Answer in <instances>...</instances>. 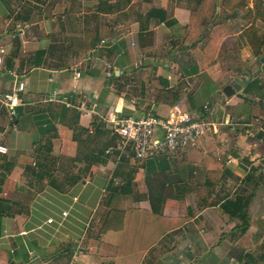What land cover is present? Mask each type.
I'll return each instance as SVG.
<instances>
[{"label": "crops", "instance_id": "crops-1", "mask_svg": "<svg viewBox=\"0 0 264 264\" xmlns=\"http://www.w3.org/2000/svg\"><path fill=\"white\" fill-rule=\"evenodd\" d=\"M199 1L0 0V94L24 83L15 117L0 103V264L263 261L264 121L250 117L251 106L264 111L263 60L241 35L248 25L235 31L242 11L216 0L206 32L227 33L201 68L184 43ZM232 42L260 88L223 99L226 84L246 77L230 72ZM202 83L222 105L194 146H160L141 161L119 148L123 116L177 107L206 121L186 107Z\"/></svg>", "mask_w": 264, "mask_h": 264}, {"label": "trees", "instance_id": "trees-1", "mask_svg": "<svg viewBox=\"0 0 264 264\" xmlns=\"http://www.w3.org/2000/svg\"><path fill=\"white\" fill-rule=\"evenodd\" d=\"M222 5L229 10H241L240 19L245 21L247 27L241 32V35L246 39L248 45L251 48L253 56L258 60L264 55V33H260L256 28V20L261 19L264 21V0H254L252 7L248 6V0H223ZM216 0H200L197 7L191 11L190 20L188 23L189 31L184 38V43L188 44L192 53L197 57L198 64L201 68H204L206 65H210L213 62L214 54L217 45L224 36L226 31H215V28L206 32V27L204 19L207 16H211L215 13ZM227 33V32H226ZM92 46V44H91ZM90 45H85L82 49L85 50L89 48ZM224 57H227V61L231 63L230 72L232 74H241V71L245 68L242 66L240 61V46L237 42H232L225 49ZM225 64V63H224ZM250 81L247 84H251ZM246 92L248 87L245 88ZM250 117L255 126H259L264 121V111H258L256 108L251 106ZM255 113V114H253ZM254 116L258 119L255 120ZM198 140V139H197ZM197 140L194 143L188 144L186 148L192 147L196 144ZM129 150V148H125ZM99 153L103 154L104 150H101ZM253 173V172H252ZM249 173V180L254 178L253 174ZM147 183L150 184L152 181V175L149 173L146 175ZM149 197L154 200L156 197H160V190H152L150 187L148 189ZM158 195V196H157ZM250 201V195L240 201L239 209L242 215V223L239 225L241 232H244L249 226V218L247 215V207ZM8 264H11L9 258H6ZM259 261V258H256ZM243 264H257L251 260H247Z\"/></svg>", "mask_w": 264, "mask_h": 264}, {"label": "built area", "instance_id": "built-area-1", "mask_svg": "<svg viewBox=\"0 0 264 264\" xmlns=\"http://www.w3.org/2000/svg\"><path fill=\"white\" fill-rule=\"evenodd\" d=\"M3 53L4 48L0 47V65ZM76 76H79V72H76ZM23 89L24 83L19 82L15 89L0 94V103L11 117L16 116L15 108L19 104L18 96ZM115 124L119 137V148H129L134 158L140 161L145 160L154 148L160 146L170 152L184 149L188 144L194 143L201 135H204L212 125L180 111L177 107L167 117H158L152 114L127 115L118 118ZM159 132L162 134L160 141ZM6 150L5 146L0 145V152L5 153Z\"/></svg>", "mask_w": 264, "mask_h": 264}, {"label": "rangeland", "instance_id": "rangeland-1", "mask_svg": "<svg viewBox=\"0 0 264 264\" xmlns=\"http://www.w3.org/2000/svg\"><path fill=\"white\" fill-rule=\"evenodd\" d=\"M253 4H254V0H248V6H253ZM263 7H264V5H263ZM242 25H246V23L241 22V27H236L235 31H237L239 28H242L243 27ZM256 28L260 33H264V21H262L261 19H257L256 20ZM229 32L231 33V31H229ZM262 58H264V56H262L260 58V60ZM260 64H261V67H260L261 72H264V60ZM242 66L245 67V69L248 68L247 63H243ZM239 75H241V74H239ZM263 75H264V73H263ZM245 85H246L245 88L249 87L248 91H251V89H254V87L260 88V87H258V84L256 81H252L251 84H245ZM218 96H220L218 93L214 92V94H213L211 92V89L209 88L208 85H206V83L199 84L197 86L192 87V90L190 91V93L187 94L188 102H187L186 107L191 112L195 111V116L197 118H201V119H204L206 121H208V120L209 121H215L217 114L212 112L211 110L214 108L218 109L222 105V103L219 104V99L217 98ZM221 97L223 99L228 98L224 93L222 94ZM245 99H246V102L249 101L248 97H246ZM206 100H209L211 102V105H209L208 107H207V105H206V107H205V105H203V103L206 102ZM216 100H218V101H216ZM253 114H255V113H253ZM260 264H264V259Z\"/></svg>", "mask_w": 264, "mask_h": 264}, {"label": "water", "instance_id": "water-1", "mask_svg": "<svg viewBox=\"0 0 264 264\" xmlns=\"http://www.w3.org/2000/svg\"><path fill=\"white\" fill-rule=\"evenodd\" d=\"M261 60H264V58H262ZM242 74H245L246 77L241 76V77H237L234 78L230 83L226 84L223 88H222V92L226 95V96H231L233 95L235 92H238L241 90L242 87L245 86V84L249 81L250 78V74L247 72V70H243ZM35 257V254L33 255Z\"/></svg>", "mask_w": 264, "mask_h": 264}]
</instances>
